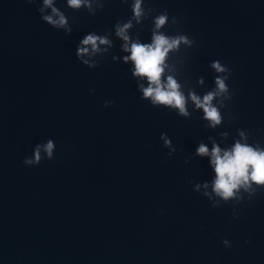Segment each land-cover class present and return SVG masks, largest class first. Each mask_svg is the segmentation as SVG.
<instances>
[{"label": "water", "instance_id": "95a60500", "mask_svg": "<svg viewBox=\"0 0 264 264\" xmlns=\"http://www.w3.org/2000/svg\"><path fill=\"white\" fill-rule=\"evenodd\" d=\"M91 3L94 15L54 0L67 35L41 19L42 0H0V264H264V187L239 203L210 201L211 157L197 154L201 143L264 149V0H145L150 13L128 30L151 43L153 17L167 12L159 31L195 41L166 61L185 96L203 97L226 75L214 61L231 70L232 99L215 128L190 99L188 117L141 99L147 82L124 62L114 28L134 15L133 0ZM92 32L112 42L85 57L97 68L76 55ZM49 139L54 158L25 165Z\"/></svg>", "mask_w": 264, "mask_h": 264}, {"label": "clouds", "instance_id": "9594fccd", "mask_svg": "<svg viewBox=\"0 0 264 264\" xmlns=\"http://www.w3.org/2000/svg\"><path fill=\"white\" fill-rule=\"evenodd\" d=\"M28 3H40V0H27ZM57 2V0H55ZM105 0H98L100 9L103 8ZM145 0H133L132 12L133 16L127 22L118 21L115 25V34L124 41L122 45L123 51L129 53L123 57L124 62L129 61L134 66L132 75L136 78L146 80L144 83L138 84V91L142 93L141 99L148 100L154 107H169L178 110V115L188 117L189 112L187 103L189 99L194 103L196 109H202L204 113L203 119L209 121V126L215 128L221 124L222 116L220 108L227 107L224 103L226 100L232 99L229 85L226 80L231 78V70L222 65L219 60L214 61L211 67L218 73H225L224 76H217L215 79V88L207 92L203 97L197 95L194 91L189 92L188 96L181 91V84L177 82L173 75L165 76V70L168 67L166 61L169 53L179 50L181 44L189 47L195 43L189 39L187 35L178 34L168 36L160 32L169 22L167 12L161 13L153 17V32L151 43H141L139 39L133 41L128 35V30L133 27V20L139 24L142 18L150 13V9L142 7ZM43 7H39L41 19L58 30H64L65 34L70 35L73 31L66 14L54 4V0H42ZM67 6L74 11L86 8L90 14H95L96 10L92 7L91 0H67ZM46 9H51V14L44 15ZM176 23V19H172ZM111 41L107 37L97 35L95 32L85 35L77 46V58L89 68H97L99 61H91L85 59L86 56H94L101 52L100 45H111ZM104 52L107 48L103 49ZM113 59H118L113 57ZM203 83V81H200ZM95 92V89H92ZM220 98L218 104L213 103L214 100ZM113 101H106L105 107H108ZM224 135H227L226 133ZM244 135L243 132L240 133ZM160 139L163 146L170 149L168 155L172 156L176 149L172 147V142L167 133H162ZM56 144L49 139L44 145H37L31 156L24 159L27 166H38L45 158L52 160L54 158ZM42 152L46 155L42 156ZM200 156H210L211 165L214 168L215 179L212 181V192H204L203 196L210 201L215 197H219L225 203L229 201L242 202L245 199L244 194L250 200L256 195L257 189L264 187V149L260 147L249 146L246 143L237 141L235 145L227 150H222L219 145H214L211 152L206 145L201 143L197 149ZM187 162V161H186ZM253 185H256L254 188ZM201 185L196 184L194 191L199 192ZM204 188H208L209 184L204 183ZM220 200L213 203V207H219ZM238 219V216L234 215ZM225 245L228 241L223 240Z\"/></svg>", "mask_w": 264, "mask_h": 264}]
</instances>
